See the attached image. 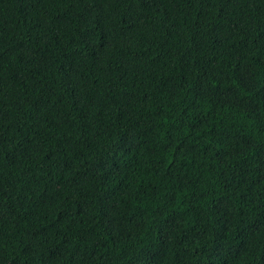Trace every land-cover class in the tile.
I'll use <instances>...</instances> for the list:
<instances>
[{
  "label": "trees",
  "instance_id": "16d2710c",
  "mask_svg": "<svg viewBox=\"0 0 264 264\" xmlns=\"http://www.w3.org/2000/svg\"><path fill=\"white\" fill-rule=\"evenodd\" d=\"M0 264H264V0H0Z\"/></svg>",
  "mask_w": 264,
  "mask_h": 264
}]
</instances>
